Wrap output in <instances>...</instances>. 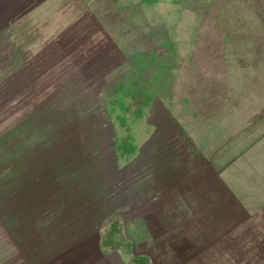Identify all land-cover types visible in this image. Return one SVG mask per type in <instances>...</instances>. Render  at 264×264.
Masks as SVG:
<instances>
[{
  "label": "rangeland",
  "instance_id": "obj_1",
  "mask_svg": "<svg viewBox=\"0 0 264 264\" xmlns=\"http://www.w3.org/2000/svg\"><path fill=\"white\" fill-rule=\"evenodd\" d=\"M238 131L264 0H0V264H264Z\"/></svg>",
  "mask_w": 264,
  "mask_h": 264
},
{
  "label": "crops",
  "instance_id": "obj_2",
  "mask_svg": "<svg viewBox=\"0 0 264 264\" xmlns=\"http://www.w3.org/2000/svg\"><path fill=\"white\" fill-rule=\"evenodd\" d=\"M243 132V131H242ZM241 131L233 137L231 143L228 144V148L225 150L224 145L216 146L214 154H264V139L258 143L247 145L245 142H240L239 138H242ZM236 140L238 142H236ZM252 139H248L247 142H251Z\"/></svg>",
  "mask_w": 264,
  "mask_h": 264
}]
</instances>
